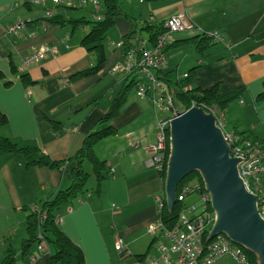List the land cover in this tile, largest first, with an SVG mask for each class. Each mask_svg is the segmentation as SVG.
<instances>
[{"label": "crops", "instance_id": "obj_1", "mask_svg": "<svg viewBox=\"0 0 264 264\" xmlns=\"http://www.w3.org/2000/svg\"><path fill=\"white\" fill-rule=\"evenodd\" d=\"M43 1L45 5L35 0H0V71L11 82L8 85L0 80V110L8 119V125L0 128V136L20 146L38 147L52 160L66 163L61 170L27 169L23 155H0V247H6L2 243L5 239L19 247L28 236V214L72 185L73 169L78 164L74 156L128 80L136 77L139 87L146 88V97L138 96L139 87L130 92L120 115L112 121L115 134L96 148L108 171L100 191L98 186L93 187L58 216L64 233L83 251L86 264H150L162 257V245L171 243L165 234L152 236L148 231L161 218L160 198L166 201L165 182L148 164L150 148L157 142L158 121L173 118L177 111L163 109L162 102L155 98L158 86L165 85L162 78L168 73L185 79L194 70L192 88L208 89L219 84L220 93L227 94L245 87L233 108L234 117L229 120L234 126L228 132L264 140V100L257 101L264 92V0H138L141 7L136 0H120L123 13L111 28L116 26V30L109 35L110 30L105 41V66L95 75L74 82L71 76L92 68L96 61L83 46L90 26L74 27L68 22L99 20L105 11L100 9V0L98 8L89 0H60L59 4ZM91 6L94 8L89 10ZM85 11H91L90 16ZM179 13H185L194 23L195 32L173 36L175 45L164 47L166 67L151 70L143 79H139L138 68L125 70L127 62L137 64L135 51L131 57L130 53L125 55L123 39L137 25L136 17L142 23L145 18L146 24L160 25ZM59 16L66 25H51V19ZM20 22L25 24L23 31L9 34V27ZM214 33H220L224 41L215 40L202 52L196 43L187 42L191 37ZM142 39V50L156 46ZM45 46H55L58 55L27 66V57ZM22 74L28 75L31 84L22 81ZM229 107L227 114L218 110L224 127L228 124L225 117L231 116ZM86 161L82 164L84 171L95 175L92 163L93 172L87 171ZM119 239L124 242L120 251L116 249ZM52 253L53 247L43 239L17 262L52 264ZM228 257L216 264H223Z\"/></svg>", "mask_w": 264, "mask_h": 264}, {"label": "trees", "instance_id": "obj_2", "mask_svg": "<svg viewBox=\"0 0 264 264\" xmlns=\"http://www.w3.org/2000/svg\"><path fill=\"white\" fill-rule=\"evenodd\" d=\"M100 9H103L105 12L103 17L99 20L86 21L84 19H79L67 21L73 24L74 27H81L83 25L90 26V31L83 40V46L95 57L96 61V64L92 68L71 76V82L95 75L105 66L107 60L105 41L109 30L115 24L116 18L123 12L120 0H100ZM51 25H66V21L60 16L53 17L51 19ZM141 30L147 32L148 40L151 45L157 44L160 37L167 32L165 23L160 25L146 24ZM141 30L134 27L130 34L124 36L125 55L130 53L129 55L132 56V51H135V56L140 59L143 56V52H147V50L141 49L143 48V45H141V40L143 39L139 35ZM190 41L196 43L198 45V50L202 52V50L211 45L215 39L208 36H195L187 39V42ZM169 44L174 46L175 42ZM12 67L13 71L17 73L15 65ZM193 71L194 70H192L185 79H178L176 76L174 77L175 74L173 75L170 73L162 78V81L165 83L164 87L167 88L173 101V107L176 110L182 112L196 105L206 110L217 108L220 112L227 114L228 106L232 102L239 101L245 92V87H240L227 94H222L220 93L219 84L208 89L192 88ZM21 79L24 83L31 84L28 75L22 74ZM0 80L5 81L8 85L11 84V82L6 81V77L1 71ZM139 85L140 81L137 80L136 77H131L125 84L121 93L114 100L110 111L98 122L95 130L86 137L83 147L76 156H74V159L78 160V164L73 169L72 185L65 190L59 191L51 200L45 202L41 209H35L28 214L27 238L24 239L17 248H15L11 242L9 244L6 239L2 241V243L6 245V256L1 264H15L19 256L28 255L33 247L43 242V239H46L53 247V253L51 255L52 264H86L83 251L64 233L60 224L56 222V217L65 206L82 198L89 191V189H87V183L91 175L85 172L82 166L83 162L86 160L92 163L95 168L94 173L97 175L98 190L100 191V186L107 176L103 173V171L106 170L105 162L98 158L96 148L104 139L115 134L112 121L120 115L123 107L128 101L130 92L133 89H138ZM263 100L264 92L258 97L257 101L262 102ZM159 102H163V100L159 99ZM225 119H227V117H225ZM7 125L8 119L0 110V128L6 127ZM238 134L264 146V140L249 137L247 133ZM167 147L166 159L162 169L159 171L164 182L170 153L169 140ZM0 155H23L26 160L27 169L33 167H46L52 170H61L66 163V161L52 160L44 150L38 147L20 146L18 143L4 136H0ZM194 180L199 181L202 184L203 191H205V185L201 176L199 173L193 172L180 183L178 195L181 193L185 184ZM163 203L164 207L161 212L162 222L166 228H174L180 219L182 203L178 202L172 212L168 210L165 199H163ZM246 253L251 264H257V258L247 250ZM138 258L143 261V256H139Z\"/></svg>", "mask_w": 264, "mask_h": 264}, {"label": "built area", "instance_id": "obj_3", "mask_svg": "<svg viewBox=\"0 0 264 264\" xmlns=\"http://www.w3.org/2000/svg\"><path fill=\"white\" fill-rule=\"evenodd\" d=\"M94 6L99 7V0H89ZM38 4L45 5L43 0H35ZM59 4L60 0H54ZM47 16L51 17V12H47ZM24 22L16 23L9 27L8 32L12 35H19L24 29ZM167 32L164 33L158 40L156 46L143 52V56L137 59L136 66L127 62L125 70L132 71L136 68L140 70L141 76L150 74L153 69H164L166 67V57L163 53L164 47L170 41L171 35L183 32H195L193 22L185 13L177 14L170 17L166 22ZM210 37L216 41H224L220 33H214ZM58 55L55 46H45L33 52L25 60L27 66L39 64L46 60L49 56ZM131 57V56H130ZM159 90L155 98L163 100V109L166 111L175 112L172 98L164 86H158ZM161 87V88H160ZM138 96L146 97V88L140 86ZM195 107V106H194ZM217 108L208 109L209 112L215 115L218 125L224 130V120L217 115ZM176 114V113H175ZM172 118L158 121L156 126L157 142L151 146V158L148 162L150 167L160 171L166 157L168 149L169 125ZM226 140L231 146V155L240 158L239 164L240 175L244 180L247 190L258 196V210L261 217L264 219V146L253 142L249 138L224 130ZM198 197L197 203L185 204L188 197ZM182 203L180 219L174 228H166L160 220L149 227V233L152 236L158 233H163L171 239L170 246L162 245V257L157 258L150 264H216L221 258L229 256L234 259L237 264H251V261L246 253V250L233 244L225 235H218L212 240L208 239L209 232L215 222V213L212 212L210 198L208 193L203 191L202 184L197 181H191L185 184L181 193L177 196V203ZM159 209L162 212L164 207L163 199L159 200ZM59 216L56 217V222L60 223ZM124 248L123 240L119 239L116 245L117 250ZM40 249H44L41 245ZM174 254V257L171 256Z\"/></svg>", "mask_w": 264, "mask_h": 264}, {"label": "water", "instance_id": "obj_4", "mask_svg": "<svg viewBox=\"0 0 264 264\" xmlns=\"http://www.w3.org/2000/svg\"><path fill=\"white\" fill-rule=\"evenodd\" d=\"M170 153L165 179L167 208L173 211L180 183L193 172L201 176L215 222L208 239L225 235L264 264V219L258 210V196L250 193L240 175V158L231 146L214 114L195 106L177 110L169 125Z\"/></svg>", "mask_w": 264, "mask_h": 264}, {"label": "rangeland", "instance_id": "obj_5", "mask_svg": "<svg viewBox=\"0 0 264 264\" xmlns=\"http://www.w3.org/2000/svg\"><path fill=\"white\" fill-rule=\"evenodd\" d=\"M121 1H123V0H121ZM145 0H141V2H144ZM136 5H138L139 7H141L142 5L139 3V1L138 0H136ZM94 8V6H91L90 8H89V10H91V9H93ZM90 12L91 11H85V13L84 14H86V15H88V16H90ZM84 14H81V15H79V16H83ZM179 14H181V13H179ZM175 15H177V14H175ZM172 16H174V15H172ZM172 16H170V17H172ZM119 17V16H118ZM169 17V18H170ZM122 18H124V19H127L125 16L124 17H122ZM138 20H136V24L137 25H135V28L136 29H138V30H141V28H143V26L146 24V19L144 18V22L142 23L141 22V20H140V18H138V17H136ZM168 18V19H169ZM123 19V20H124ZM167 19V20H168ZM167 20L165 21V27H166V22H167ZM118 22H119V19H118ZM130 22V21H129ZM194 24V23H193ZM116 26L110 31V33H109V35L111 34V32L113 31V30H116ZM167 29V28H166ZM187 33H190V32H183V33H175V34H172L171 35V38H170V41H169V43H172L173 42V36H175L176 38H178V37H180V36H187L188 34ZM187 34V35H186ZM139 35H141V37H143L145 40H148V35H147V32L146 31H144V30H141L140 32H139ZM222 42V41H221ZM183 48H185V47H183ZM186 48H188V47H186ZM173 50H176V49H173ZM172 50V52L171 53H169L168 55H167V57H168V60H169V57H170V55L174 52ZM183 50V49H182ZM165 52V50L163 51V53ZM164 55H165V57H166V54L164 53ZM134 91L133 92H136V89H133ZM194 106H196V105H194ZM193 106V107H194ZM236 107H237V101H235L232 105L230 104V107H229V111H230V114H231V116H228V118H227V120L225 119V121H228L227 123V125L225 126V128H224V130L225 131H230V129H233V123L230 121L231 119H233V117H234V115H233V113H234V111L235 110H233V108H235L236 109ZM192 108V107H191ZM208 111V110H207ZM219 113H218V110H217V115H218ZM164 116H166V117H168L169 116V114H167V113H164ZM230 119V120H229ZM220 126V125H219ZM222 128V127H221ZM223 129V128H222ZM165 159H166V157H165ZM86 168L88 169L87 171L88 172H93V166L91 165V163L89 162V161H86ZM103 173L105 174V175H107V173H108V171H107V169L105 170V171H103ZM98 180H97V175L95 174H93L92 176H91V179H90V181L88 182V184H87V189H92L93 187L94 188H97V186H98ZM199 201V199H198V197H193V196H190V197H188L187 199H186V203H190V204H192V203H197ZM212 212L213 213H215L214 211H213V209H212ZM2 220V217L0 216V221ZM1 227V226H0ZM2 229H4V228H2ZM17 230H19L18 228H17ZM13 234H15V231L13 232V231H11ZM18 234L16 233V238H17V240L19 239H21L22 237H20L19 235L17 236ZM3 239V238H2ZM2 241V240H1ZM5 256H6V247H0V264L3 262V260H4V258H5ZM19 262H17V263H15V264H18ZM223 264H237V263H235L232 259H230L229 257L228 258H226L225 260H224V262H223Z\"/></svg>", "mask_w": 264, "mask_h": 264}]
</instances>
